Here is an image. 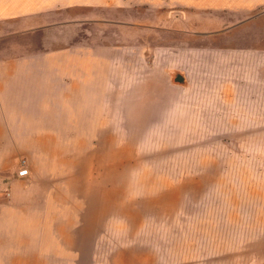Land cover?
I'll return each instance as SVG.
<instances>
[{"label": "rangeland", "instance_id": "374dc122", "mask_svg": "<svg viewBox=\"0 0 264 264\" xmlns=\"http://www.w3.org/2000/svg\"><path fill=\"white\" fill-rule=\"evenodd\" d=\"M72 1L117 2L58 4ZM198 1L125 0L183 13ZM160 16L164 21L154 30L167 31L166 42L150 38L149 45L163 46L161 54L234 44L221 32L201 41L172 17L166 21L167 13ZM185 92L172 93L169 106L161 97L138 108L123 102L116 112L107 104V119L93 125L99 134L90 143L81 136L75 141L87 144L68 138L61 145L46 167L53 192L30 200L35 232L42 227L44 238L28 264H264V96L261 124L243 106L229 113L236 118L228 124L203 117L211 118L215 108L228 114L232 105L202 103L200 97L188 103ZM34 157L23 154L18 163L25 159L33 167ZM14 253L2 264H20Z\"/></svg>", "mask_w": 264, "mask_h": 264}, {"label": "crops", "instance_id": "0c3cea01", "mask_svg": "<svg viewBox=\"0 0 264 264\" xmlns=\"http://www.w3.org/2000/svg\"><path fill=\"white\" fill-rule=\"evenodd\" d=\"M58 1L0 0L1 264L12 258L13 250L20 264L35 255L44 237L42 227L35 232L31 216L37 213L29 212L36 208L30 200L53 192L46 170L51 157L68 138L84 145L86 140L75 139L88 136L90 143L99 134L93 125L107 119V104H114L116 112L123 102L138 108L161 97L169 106L175 103L172 93L177 97L190 91L188 103L200 97L202 103L232 105L228 114L215 108L205 120L231 122L236 117L229 113L243 106L252 121L262 122L264 0H200L186 14L125 0ZM161 13L201 41L221 32L234 44L189 45L161 54L163 46L149 45L150 38L166 42L167 31L154 30L164 21ZM156 87L165 89L155 93ZM236 126L252 129L247 123ZM26 153H36L37 159L33 167L29 164L30 175L20 178L18 161Z\"/></svg>", "mask_w": 264, "mask_h": 264}, {"label": "built area", "instance_id": "2783aa9c", "mask_svg": "<svg viewBox=\"0 0 264 264\" xmlns=\"http://www.w3.org/2000/svg\"><path fill=\"white\" fill-rule=\"evenodd\" d=\"M30 175V167L25 159L20 160L17 176L20 178H26Z\"/></svg>", "mask_w": 264, "mask_h": 264}, {"label": "water", "instance_id": "95a60500", "mask_svg": "<svg viewBox=\"0 0 264 264\" xmlns=\"http://www.w3.org/2000/svg\"><path fill=\"white\" fill-rule=\"evenodd\" d=\"M178 15H179V14L177 13L175 16H177V17H178Z\"/></svg>", "mask_w": 264, "mask_h": 264}]
</instances>
